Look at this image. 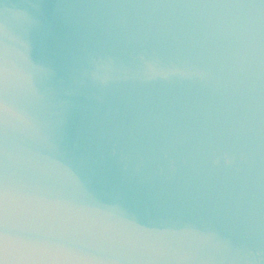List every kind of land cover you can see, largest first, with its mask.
I'll return each mask as SVG.
<instances>
[{"label": "clouds", "instance_id": "9594fccd", "mask_svg": "<svg viewBox=\"0 0 264 264\" xmlns=\"http://www.w3.org/2000/svg\"><path fill=\"white\" fill-rule=\"evenodd\" d=\"M0 264H264V0H0Z\"/></svg>", "mask_w": 264, "mask_h": 264}]
</instances>
